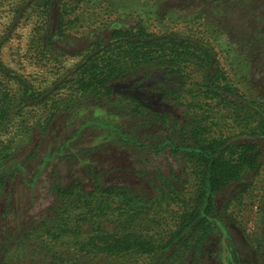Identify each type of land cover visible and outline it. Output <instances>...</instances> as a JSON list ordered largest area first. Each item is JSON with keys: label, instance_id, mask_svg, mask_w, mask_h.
<instances>
[{"label": "trees", "instance_id": "1", "mask_svg": "<svg viewBox=\"0 0 264 264\" xmlns=\"http://www.w3.org/2000/svg\"><path fill=\"white\" fill-rule=\"evenodd\" d=\"M185 1H190L189 12L177 17L202 21L215 38L156 33L141 20L121 16L94 19L90 9L101 5L95 0L28 1L26 8L37 15L33 58L52 66L56 88H36L5 70L0 59L3 78L16 79L23 91L18 97L2 90V118L7 119L14 97L21 98L23 108L42 106L53 120L63 106H70L62 105L60 94L65 92L72 102L89 99L106 109L93 122L120 148L134 149L135 155H162L169 166L153 173L140 169L151 176L150 195L128 184L105 182L103 169L87 170L92 180L88 188L64 185L57 177L51 185L53 198L39 217L0 228V264H110L143 255L147 264H202L208 235L219 231L217 196L256 174L264 162V96L252 87L254 65L261 66L264 81V64L259 63L264 60V29L259 25V30L246 32L228 23L234 11L252 9L254 15L264 10V0ZM130 3L106 9L123 12ZM160 12L166 16L170 11ZM82 27L81 36L72 33ZM230 29L236 35L226 43L234 46L229 56L247 67L239 79L222 62L218 41ZM67 38L83 43L68 49L59 40ZM70 56L80 58L67 67ZM61 153L60 148L54 151ZM1 154L0 166L11 157ZM9 171L0 174V195L5 194ZM170 207L177 209L176 221L159 230L158 213ZM8 212L0 209V217L6 219Z\"/></svg>", "mask_w": 264, "mask_h": 264}, {"label": "rangeland", "instance_id": "2", "mask_svg": "<svg viewBox=\"0 0 264 264\" xmlns=\"http://www.w3.org/2000/svg\"><path fill=\"white\" fill-rule=\"evenodd\" d=\"M28 1L31 0H0L2 67L24 77L36 88H47L52 92L56 88V76L52 74V66L36 62L33 58L31 39L37 26V15L30 8H26ZM124 1L95 0V5H101L97 8L91 7L90 14L94 19L99 20L118 16L132 21L141 20L148 30L156 33L174 31L183 35L190 34L211 39L216 37L202 24V21L199 24L193 20L177 17V14L189 12L185 9L190 5V1L131 0L132 7L126 11L121 10L114 14L107 11L106 5L110 4L109 6L113 8ZM162 10L170 12L166 16H161L158 11ZM250 11H234L229 15L228 23L246 32H253L261 27L264 29V10H256L254 15ZM174 13L175 15H172ZM249 18L251 21L248 24ZM85 30L86 28L82 27L72 33L78 37ZM228 31L230 34L224 33L218 37L224 56L222 62L230 72V76L236 75V79H239L243 73L246 74L247 67L238 61V58L233 62L235 57L229 56L232 52L230 49L234 46L227 47L226 43L228 44V39L236 35V30ZM59 40L61 45H66L68 49L75 47L80 41L83 43L82 39ZM261 49L264 55V47ZM263 55L260 57H264ZM79 58L67 57L65 64L71 67ZM226 58L227 61H224ZM230 63L234 64L232 68ZM259 63L264 64V60L262 62L260 60ZM253 67L255 80L252 87L255 88L256 94L264 96V81L260 77L261 66ZM2 75L0 70V97L2 90L8 91L10 96L15 94L19 97L23 93L20 83L16 79L3 78ZM243 81L239 82L241 86L244 84ZM60 96L63 97L62 105L70 102V106H63L53 120H49V113L42 106L25 105L23 108L18 104L21 98H17L16 101L14 97L5 116L7 119L4 120L0 114V157L2 151L11 155L10 159L0 166V174L4 169L10 170L11 174L7 179L6 190L2 191L5 194L0 195V209L10 210L6 219L0 217L2 230L7 226L21 224L31 217H39L53 198L51 185L57 177H61V183L64 185L79 183L88 188L92 180L87 170L103 169L105 182L128 184L136 192L150 195L154 193L148 181L151 176L142 170L144 174H140V169L146 167L153 173L157 171V167L164 170L169 166L168 160L162 155L155 157H147L141 153L135 155L134 149L120 148L109 140L108 134L93 122L97 117L106 115L105 108L98 107L89 99L75 98L72 102L71 97L65 98V92H61ZM1 109L0 103V111ZM80 126L82 130L77 132ZM57 146L62 153L54 155V151L59 149ZM96 146L100 148L93 149ZM46 156L51 158L43 162ZM143 163L149 164L143 166ZM176 212V208L170 207L158 213L159 230L175 223ZM217 213L219 231L213 236L208 235L206 240L208 246L202 254V264H264V162L256 174L246 175L242 180L219 193ZM147 263L148 257L143 255L130 256L126 259L118 258L110 264Z\"/></svg>", "mask_w": 264, "mask_h": 264}]
</instances>
